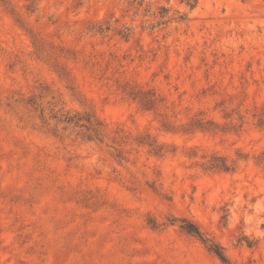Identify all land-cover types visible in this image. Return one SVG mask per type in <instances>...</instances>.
Segmentation results:
<instances>
[{
	"label": "rangeland",
	"instance_id": "obj_1",
	"mask_svg": "<svg viewBox=\"0 0 264 264\" xmlns=\"http://www.w3.org/2000/svg\"><path fill=\"white\" fill-rule=\"evenodd\" d=\"M214 244L264 264V0H0V264H225Z\"/></svg>",
	"mask_w": 264,
	"mask_h": 264
},
{
	"label": "trees",
	"instance_id": "obj_2",
	"mask_svg": "<svg viewBox=\"0 0 264 264\" xmlns=\"http://www.w3.org/2000/svg\"><path fill=\"white\" fill-rule=\"evenodd\" d=\"M123 38L128 39L130 36L129 30L121 33ZM123 92L130 99L138 102L143 110L151 111L156 109L159 100L156 94L152 91H145L142 88H138L136 86L132 87L128 84L123 88ZM37 106V103H32ZM32 106V105H31ZM41 110L40 120L43 123V128L57 135L60 131L68 132L70 131L72 134H75L77 138L82 139L84 141L89 142H102L106 138V133L103 124L96 118V116L90 111H70L65 110L63 108L57 109L56 107L49 108V115L46 114L45 108L38 106V109ZM211 123L208 122L207 125ZM197 126L198 130L201 131H209L212 130L206 127L203 119L194 118L189 123V126ZM138 144H146L141 141ZM149 146L153 147V151L158 154L161 153V148L158 146L154 147L153 144H149ZM207 169L220 171V172H234L235 168L228 163V161L224 158L218 156H212L208 161ZM186 222V221H184ZM181 228L187 232L188 234L202 237V233L200 229L192 223L186 222L185 225H182ZM210 251L213 252L216 256H218L222 262L228 264V259L223 252V250L217 245L210 246Z\"/></svg>",
	"mask_w": 264,
	"mask_h": 264
}]
</instances>
